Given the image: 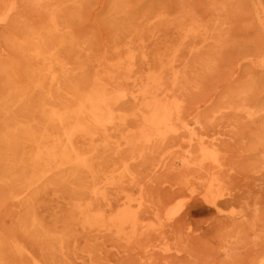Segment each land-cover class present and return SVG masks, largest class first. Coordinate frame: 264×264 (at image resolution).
<instances>
[{"label": "rangeland", "instance_id": "obj_1", "mask_svg": "<svg viewBox=\"0 0 264 264\" xmlns=\"http://www.w3.org/2000/svg\"><path fill=\"white\" fill-rule=\"evenodd\" d=\"M0 6V264H264V0Z\"/></svg>", "mask_w": 264, "mask_h": 264}, {"label": "bare ground", "instance_id": "obj_2", "mask_svg": "<svg viewBox=\"0 0 264 264\" xmlns=\"http://www.w3.org/2000/svg\"><path fill=\"white\" fill-rule=\"evenodd\" d=\"M0 8H1V6H0ZM0 21H1V20H0ZM10 28H11V27H10ZM27 39H28V38H27ZM24 40H25V39H24ZM24 40H23V42H25ZM31 40H32V39H31ZM31 40H30V41H31ZM33 41H34V40H33ZM36 42H37V41H36ZM36 42H35V43H36ZM33 43H34V42H33ZM194 43H195V42H194ZM30 45H31V43H30ZM33 46H34V44H33ZM33 46H32V47H33ZM35 50H37V49L35 48ZM36 53H37V52H35V54H36ZM36 55H37V54H36ZM50 55H51V54H50ZM50 55H49V57H50ZM53 55H54V54H53ZM38 56H39V55H38ZM45 57L47 58L48 55H45ZM43 58H44V57H43ZM51 58H52V56H51ZM51 58H50L49 60H51ZM44 59H45V58H44ZM44 59H43V61H45ZM51 67H52V66H51ZM47 68H48V67H47ZM49 69H50V68H49ZM47 71H48V70H47ZM47 71H46V72H47ZM49 74H50V72H49ZM51 74H52V73H51ZM44 75H45V73H44ZM53 75H54V74H53ZM51 76H52V75H51ZM39 78H40V77H39ZM39 78H38V79H39ZM44 78H45V77H44ZM51 78H52V77H51ZM51 78H50V79H51ZM38 79H37V81H38ZM45 80H48V78L45 79ZM52 80H53V78H52ZM55 80H56V79H55ZM55 80H54V83H52V84L54 85V84H58V83H59V84H60V87H61V83H60V82L57 83V82H55ZM63 80H65V79H63ZM57 81H58V80H57ZM61 81H62V80H61ZM43 82H46V81H43ZM43 82H42V88H44L43 85L45 86V84H46V83L43 84ZM49 83H50V85H51V82H49ZM38 84H39V83H38ZM62 84H63V82H62ZM37 86L39 87V85H37ZM37 86H35V88H37ZM55 86H56V85H55ZM56 87H57L56 90L58 91V90H59V89H58V86H56ZM35 88H34V89H35ZM34 89H33V90H34ZM60 89H61V88H60ZM37 90H38V89H37ZM40 90H41V89H40ZM22 91H23V90H22ZM41 91H43V90H41ZM48 91H50V90H48ZM62 91H63V90H62ZM28 92H29V91H28ZM33 93H34V92H33ZM39 93H40V91H39ZM44 93H46V91H44ZM49 93H50V92H49ZM52 93H53V92H51V94H52ZM59 93L61 94L60 91H59ZM152 93H153V92H152ZM15 94H16V92H15ZM18 94H20V93H18ZM21 94H22V93H21ZM36 94H37V93H36ZM63 94H64V92H63ZM125 94H126V93H125ZM145 94H148V92L145 93ZM22 95H23V94H22ZM22 95H21V96H22ZM54 95H55V94H54ZM151 95H152V94H151ZM151 95H147V96L145 95V96H146V97H148V96L150 97ZM154 95H155V92H154ZM154 95H153V96H154ZM24 96H25V95H24ZM28 96H29V95H28ZM30 96H32V95H30ZM33 96H34V95H33ZM44 96H45V95H44ZM44 96H42V97H44ZM49 96H50V95H49ZM49 96H48V97H49ZM57 96H58V93H57ZM153 96H152V97H153ZM48 97H45V99L48 98ZM50 97L52 98V96H50ZM59 97H60V96H59ZM62 97H63V96H61L60 98H62ZM146 97H145V98H146ZM154 97H155V96H154ZM154 97H153V99H154ZM17 98H18V97H17ZM38 98H39V97H38ZM38 98H37V101H38ZM124 98H125V97H124ZM35 99H36V97H35ZM42 99H43V98H42ZM42 99H41V100H42ZM55 99H56V98H55ZM97 99H98V98H97ZM97 99H96V100H97ZM146 99H148V98H146ZM146 99H145V100H146ZM149 99H152V98H149ZM18 100H19V99H18ZM25 100H26V99H25ZM28 100H29V99H28ZM31 100H32V98H30V101H31ZM41 100H40V101H41ZM58 100L61 101V99H59V98H58ZM84 100H85V99H84ZM100 100H103V99H100ZM162 100H163V99H162ZM15 101H16V100H15ZM43 101L45 102V100H43ZM48 101H49V99L47 100V102H48ZM56 101H57V99H56ZM89 101H90V100H89ZM89 101H87V102H89ZM103 101H104V100H103ZM150 101H151V100H150ZM154 101H155V100H152V103H153ZM158 101H159V100H158ZM35 102H36V101H35ZM38 102H39V101H38ZM44 102H43L44 105H48V103H49V102H48V103H46V102L44 103ZM52 102H53V101H52ZM58 102H59V101H58ZM61 102H62V101H61ZM61 102H60V103H61ZM83 102H84V101H83ZM83 102H80V104L83 103ZM91 102H92V101H91ZM23 103H24V102H23ZM53 103H54V102H53ZM55 103H56V102H55ZM55 103H54V104H55ZM60 103H59V104H60ZM62 103L64 104V102H62ZM85 103H86V102H85ZM101 103H102V102H101ZM104 103H105V102H104ZM148 103H149V102H148ZM158 103H159V102H157L156 104H158ZM161 103H162V102H161ZM161 103H160V104H161ZM175 103H176V102H175ZM18 104H19V103H18ZM21 104H22V103H21ZM35 104H36V103H35ZM41 104H42V103H41ZM43 104H42V105H43ZM54 104H53L52 107H54ZM83 104H84V103H83ZM107 104H108V102H107ZM166 104H167V103H166ZM166 104H165V105H166ZM50 105H51V103H50ZM61 105H62V104H61ZM84 105H85V104H84ZM101 105H102V104H101ZM158 105H159V104H158ZM163 105H164V103H163ZM163 105H162V106H163ZM168 105H169V104H167V108H169V109L172 108L171 106L168 107ZM20 106H22V105H20ZM110 106H111V105H110ZM151 106H152V105H150V107H151ZM153 106H154V105H153ZM37 107H38V106H37ZM40 107H41V106H40ZM43 107H45V106H43ZM48 107H49V105H48ZM48 107H47V108H48ZM65 107H66V106H65ZM85 107H86V106H85ZM105 107H106V104L104 105V108H103L104 110H105ZM164 107H166V106H164ZM18 108H19V107H18ZM28 108H29V105H28ZM47 108H46V109H47ZM49 108H50V107H49ZM54 108H56V107H54ZM58 108H59V107H58ZM101 108H102V107H101ZM155 108H156V105H155ZM160 108H161V107H160ZM167 108H166V109H167ZM174 108H176V106H175ZM26 109H27V108H26ZM59 109H60V108H59ZM59 109H58V110H59ZM98 109H99V108H98ZM103 109H102V110H103ZM108 109H110V113H111V109H113V108H108ZM150 109H151V108H150ZM150 109H149V110H150ZM152 109H153V108H152ZM23 110L25 111V108H24ZM28 110H29V109H28ZM64 110H65V109H64ZM82 110H83V108H82ZM104 110H103V111H104ZM149 110H148V112H149ZM171 110H172V112H170V113H173V109H170L169 111H171ZM48 111H49V110H48ZM51 111H52V110H51ZM56 111H57V110H56ZM107 111H108V110H107ZM161 111H162V110H160V109L154 110V112H152V114H150V116L147 118V119L149 120V122L152 123V124H157V123H158V120L161 119L162 116L165 115V113H164V115L161 116ZM174 111L176 112V114L178 113V115H179V111H178V112H177V110H174ZM180 111H181V110H180ZM17 112H20V111H17ZM22 112H23V111H22ZM22 112H21V113H22ZM64 112H65V111H64ZM112 112H113V111H112ZM165 112H167V110H166ZM25 113L27 114V112H25ZM30 113H31V112H30ZM104 113H105V112H104ZM106 113H107V112H106ZM167 113H168V112H167ZM45 114H46V113H45ZM52 114H53V113H52ZM147 114H148V113H147ZM168 114H169V113H168ZM176 114H175V115H176ZM238 114H239V113H238ZM20 115H21V114H20ZM68 115H69V112H68ZM68 115H66V116H68ZM109 115H110V114H109ZM17 116H18V115H17ZM24 116H25V114H24ZM35 116H36V115H35ZM35 116H33V117H35ZM40 116H41V115H40ZM46 116H48V115H46ZM69 116H70V115H69ZM115 116H116V115H115ZM165 116H167V115H165ZM13 117H14V116H13ZM15 117H16V115H15ZM20 117H21V116H20ZM30 117H31V116H29V118H30ZM33 117H32V118H33ZM36 117H37V116H36ZM51 117H52V115H51ZM64 117H65V116H64ZM168 117H169V116H168ZM175 117L178 118V116H175ZM21 118H23V117H21ZM27 118H28V117H27ZM27 118H25V120H26ZM29 118H28V119H29ZM37 118H38V117H37ZM53 118L57 119L56 117H54V115H53ZM165 118H166V117H165ZM171 118H172V117H171ZM16 119H17V118H16ZM16 119H15L14 121H16ZM35 119H36V118H35ZM51 119H52V118H51ZM58 119H59V124H60V125L57 124L58 126H61L62 123L64 124V122L67 120V119H66V120L64 121V118H63V116H61V115L59 116ZM69 119H70V118H69ZM22 120H23V119H22ZM119 120H120V117H119ZM143 120H144V119H143ZM168 120H170V117H169ZM40 121H41V120H40ZM53 121H54V120H52V122H53ZM144 121H145V120H144ZM160 121H161V120H160ZM165 121H166V120H165ZM165 121H163V122H165ZM21 122H22V121H21ZM21 122H19V123H21ZM23 122H24V121H23ZM37 122H38V121H37ZM43 122H44V121H42V123H43ZM49 122H50V121H49ZM54 122H55V121H54ZM113 122H114V121H113ZM167 122H168V121H167ZM169 122H170V121H169ZM169 122H168V123H169ZM25 123H26V122H25ZM27 123H28V121H27ZM114 123H115V122H114ZM161 123H162V121H161ZM14 124H15V123H13V125H14ZM35 124H36V123H35ZM50 124H51V123H50ZM121 124H122V122H121ZM245 124H246V123H245ZM8 125H9V124H8ZM17 125H18V124H17ZM31 125H32V124H31ZM44 125H45V124H44ZM44 125H43V126H44ZM64 125H65V124H64ZM168 125H169V124H168ZM5 126H6V125H5ZM5 126H4V127H5ZM14 126H15V125H14ZM24 126H25V125H24ZM38 126H39V124H38ZM40 126H41V125H40ZM159 126H160V125H159ZM163 126H164V125H163ZM8 127H9V126H8ZM36 127H37V126H36ZM64 127H65V126H64ZM146 127H147V126H146ZM148 127H149V125H148ZM148 127H147V128H148ZM152 127H154V125L151 126V129H152ZM155 127H157V126H155ZM155 127H154V128H155ZM164 127H166V126H164ZM6 128H7V127H5V129H6ZM12 128H13V126H12ZM27 128H28V127H27ZM43 128H44V127H43ZM248 128H249V127H248ZM5 129H4V130H5ZM16 129H17V128H16ZM18 129H19V128H18ZM20 129H21V127H20ZM23 129H24V128H23ZM58 129H60V128H58ZM132 129H133V128H132ZM46 130H47V127H46ZM53 130H54V129H53ZM153 130H154V129H153ZM6 131H8V130H6ZM35 131H36V129L34 130V132H35ZM2 132H3V131H2ZM8 132H9V136H10V131H8ZM32 132H33V131H32ZM58 132L61 133V131H59V130H58ZM156 132H157V131H156ZM0 133H1V132H0ZM17 133H19L18 130H17ZM36 133H37V132H36ZM46 133H47V132H46ZM159 133H160V132H159ZM11 134H12V133H11ZM14 134H16V132H15ZM14 134H13V136H15ZM0 135H1V134H0ZM19 135H20V134H19ZM36 135H37V134H36ZM60 135H61V134H60ZM52 136H53V135H52ZM0 137H1V136H0ZM10 137H12V136H10ZM15 137H18L17 134H16ZM21 137H22V136H21ZM34 137H35V136H34ZM41 137H42V136H41ZM59 137H61V136H59ZM24 138H25V137H24ZM48 138H49V137H48ZM10 139H11V138H10ZM14 139H15V138H14ZM34 139H36V138H34ZM57 139H58V138H57ZM61 139H62V138H61ZM12 140H13V138L11 139V142H13ZM20 140H21V139H20ZM44 140H45V139H44ZM65 140H66V139H65ZM15 141H16V140H15ZM15 141H14V142H15ZM39 141H40V139H39ZM70 141H71V140H70ZM32 142H33V141H32ZM45 142H46V141H45ZM53 142H54V141H53ZM9 143H10V142H9ZM17 143H18V142H17ZM17 143H16V144L14 143V144L16 145V148L18 147ZM27 143H28V142H27ZM27 143L25 144V147H26V148H27V146H26ZM41 143H42V141H41ZM60 143H61V142H60ZM65 143H66V142H65ZM11 144H12V143H11ZM11 144H10V145H11ZM66 144H67V143H66ZM66 144H65V145H66ZM15 145H14V146H15ZM31 145H32V144H31ZM44 145H45V144H44ZM11 146H12V145H11ZM33 146H34V145H33ZM51 146H52V145H51ZM51 146H50V147H51ZM62 146H63V145H62ZM7 147H9V146L7 145ZM30 147L32 148V146H30ZM50 147H49V148H50ZM57 147H58V146H57ZM65 147H66V146H65ZM72 147H73V146H72ZM9 148H11V147H9ZM16 148L13 147V151H14V150L16 151ZM26 148H25V149H26ZM28 148H29V147H28ZM55 148H56V146H55ZM59 148H60V145H59ZM61 148H62V147H61ZM2 149H3V148H2ZM20 149H21V148H20ZM25 149H24V151H25ZM62 149H63V148H62ZM62 149H61V150H62ZM64 149H65V148H64ZM73 149H74V148H73ZM73 149H72V150H73ZM5 150H6V149H5ZM29 150H30V149H29ZM202 150H203V149H202ZM3 151H4V150H3ZM3 151H2V152H3ZM7 151H8V150H7ZM7 151H6V152H7ZM10 151H11L12 156H13V151H12V150H10ZM10 151H8V152H10ZM39 151H40V150H39ZM48 151H49V150H48ZM74 151H75V150H74ZM205 151H206V150H205ZM6 152L4 151L3 153H6ZM36 152H37V151H36ZM36 152H34V153H36ZM44 152H45V151H44ZM72 152H73V151H72ZM77 152H78V151H77ZM11 153H9V155H10ZM18 153H19V152H18ZM52 153H53V152H52ZM59 153H60V152H59ZM63 153H64V152H63ZM78 153H79V152H78ZM200 153H201V152H200ZM202 153H203V152H202ZM204 153H205V152H204ZM14 154H15V153H14ZM57 154H58V153H57ZM61 154H62V151H61ZM76 154H77V153H76ZM3 155H5V154H3ZM16 155H17V154H16ZM16 155H14V157H15ZM27 155H28V154H27ZM52 155H53V154H52ZM77 155H78V154H77ZM204 155H206V153H205ZM6 156H7V155H6ZM12 156L10 155V156H8V158L11 157V159H12ZM19 156H20V154H19ZM24 156H25V155H24ZM45 156H46V155H45ZM57 156H58V155H57ZM207 156H208V155H207ZM4 157H5V156H4ZM22 157H23V155H22ZM61 157H62V156H61ZM63 157H64V156H63ZM76 157H77V156H76ZM17 158H18V157H17ZM23 158H24V157H23ZM78 158H79V157H78ZM200 158H201V157H200ZM3 159H6V158H3ZM11 159H10V160H11ZM8 160H9V159H7L6 161H8ZM14 160H15V159H14ZM22 160H23V159H22ZM22 160H21V161H22ZM26 160H27V159H26ZM26 160H25V161H26ZM32 160H33V159H32ZM47 160H49V159H48V158H46V159H45V158H44V159H41V155H40V153H39V154L36 153L35 161H36V163H37L38 165H39V164H42V165L46 166V165L48 164V162H49V161H47ZM53 160H54V159H53ZM78 160H79V159H78ZM203 160H204V159H203ZM4 161H5V160H4ZM28 161H29V160H28ZM35 161H34V162H35ZM80 161H81V160H80ZM9 162H10V161H9ZM15 162H16V161H15ZM17 162H18V161H17ZM32 162H33V161H32ZM53 162H54V161H53ZM56 162H57V161H56ZM201 162H202V159H201ZM7 163H8V162H7ZM11 163H13V162H11ZM11 163H9V164H11ZM36 163H35V164H36ZM14 164H15V163H14ZM35 164H34V165H35ZM82 164H83V163H82ZM23 165H25V164H23ZM54 165H56V164H54ZM74 165H75V164H74ZM80 165H81V164H80ZM80 165H79V166H80ZM3 166H4V165H3ZM18 166H19V165H18ZM28 166H29V165H28ZM35 166H36V165H35ZM48 166H49V165H48ZM52 166H53V165H52ZM60 166H61V165H60ZM76 166H77V165H76ZM8 167H9V166H8ZM8 167H6V168H8ZM12 167L14 168V166H12ZM15 167H16V166H15ZM19 167H20V166H19ZM19 167H18V168H19ZM23 167H24V166H23ZM29 167H30V169H32V168H31L32 166H29ZM57 167H58V166H57ZM13 168H12V170H13ZM20 168H21V167H20ZM39 168H40V167H39ZM39 168L36 167V168L34 169V171H32V173H33V172H35V173H39V171L41 170V168H40V169H39ZM51 168H52V167H51ZM51 168H49L48 171H50ZM9 169H10V168H9ZM9 169H8V170H9ZM15 169H16V168H15ZM27 169H28V168H27ZM57 169H58V168H57ZM21 170H23V169H21ZM17 171H18V170H17ZM19 171H20V170H19ZM45 171H46V170H45V168H44L43 172L40 173V174H38V176H39V175H41V176L45 175ZM58 171H59V169H58ZM13 172H14V171H13ZM13 172H12V173H13ZM20 172H21V171H20ZM20 172H19V173H20ZM22 172H24V171H22ZM22 172H21V174H22ZM25 172H27V171L25 170ZM25 172H24V173H25ZM28 172H29V171H28ZM30 173H31V172H30ZM13 174H15V173H13ZM10 175H11V174H10ZM10 175H9V176H10ZM16 175H17V174H16ZM46 175H47V174H46ZM17 176H20V175L18 174ZM17 176H16V177H17ZM35 176H36V174H35ZM7 177H8V176H7ZM22 177H23V175H22ZM25 177H26V176H25ZM14 178H15V177H13V179H14ZM39 178H40V177H39ZM42 179H43V178H42ZM30 181H31V180H30ZM45 181H46V180H45ZM34 182H35V181H31L30 183H33V184H34ZM212 184H213V183H212ZM209 185H210V184H209ZM14 186H15V185H14ZM205 186H207V184H205ZM34 187H35V186H34ZM34 187H33V188H34ZM36 187H37V185H36ZM36 187H35V188H36ZM203 187H204V186H203ZM29 188H30V187H29ZM35 188L33 189V191L35 190ZM206 188H210V187L207 186ZM206 188H204V189H206ZM24 189H25V188H24ZM31 189H32V188H31ZM31 189H30V190H31ZM214 189H215V188H214ZM231 189H232V188H231ZM21 190H22V189H21ZM260 190H261V189H260ZM205 191H206V190H205ZM214 191H215V190H214ZM23 192H24V190H23ZM26 193H27V192H26ZM32 193H33V192H32ZM201 193H203V192H201ZM23 194H24V193H23ZM25 196H27V194H26ZM30 196H31V195H30ZM201 199H202V201H203L208 207L212 208L213 210H216L217 213H219L218 203L220 204V202H219V199L217 198V196H215V193H214V195H211V196H209V195H204L203 198H201ZM253 203H254V202H253ZM254 205H255V204H254ZM254 205H252V206L255 207ZM219 206H220V205H219ZM114 207H115V206H114ZM248 207H250V206H248ZM248 207H247V208H248ZM247 208H245V209L247 210ZM253 209H254V210H252V211H254V213L252 214L253 217L251 218V215L249 216L247 213H244V214L241 215V220H242L241 223H243V224H245V225H249L250 223H252L251 220H253V221H254V220H257V217H258V214H259V207H255V208H253ZM248 210H249V208H248ZM248 212H249V211H248ZM249 213H250V212H249ZM219 214H220V213H219ZM260 216H261V215H260ZM263 216H264V215H263ZM261 217H262V216H261ZM230 219H231V218H230ZM173 221H174V220H173ZM127 222H128V221H127ZM237 222H238V221H237ZM256 222H257V221H256ZM239 223H240V222H239ZM260 225H261V224H260ZM253 226H254V225H253ZM257 239H258V238H257ZM259 240H260V239H258V241H259ZM259 242L261 243V241H259ZM21 244H22V243H21ZM33 255H34V254H33ZM31 256H32V255H31ZM51 259H52V258H51ZM49 264H50V263H49Z\"/></svg>", "mask_w": 264, "mask_h": 264}]
</instances>
